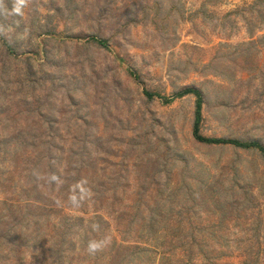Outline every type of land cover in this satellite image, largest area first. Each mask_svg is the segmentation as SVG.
<instances>
[{"label": "rangeland", "instance_id": "rangeland-1", "mask_svg": "<svg viewBox=\"0 0 264 264\" xmlns=\"http://www.w3.org/2000/svg\"><path fill=\"white\" fill-rule=\"evenodd\" d=\"M186 88L264 144V0H0V264H264V158Z\"/></svg>", "mask_w": 264, "mask_h": 264}, {"label": "trees", "instance_id": "trees-1", "mask_svg": "<svg viewBox=\"0 0 264 264\" xmlns=\"http://www.w3.org/2000/svg\"><path fill=\"white\" fill-rule=\"evenodd\" d=\"M85 41L95 42L103 48H106V49L109 48V42L107 40L99 39L95 36L88 37ZM136 79L138 80L139 78H136ZM188 95H194L197 98L193 135L198 142L208 143V144H213V145H221V146H235V147L246 149V150L258 149L264 158V144L259 141H244V140L230 139V138H210V137L204 136L201 133V126H202L203 119H204L203 108L205 104V98L200 90L196 88H186L182 90L181 92H178L177 94L169 98L162 96L161 94L146 92V96L148 98L150 99L159 98L163 100L164 103L166 104L172 103L176 98H182Z\"/></svg>", "mask_w": 264, "mask_h": 264}, {"label": "clouds", "instance_id": "clouds-1", "mask_svg": "<svg viewBox=\"0 0 264 264\" xmlns=\"http://www.w3.org/2000/svg\"><path fill=\"white\" fill-rule=\"evenodd\" d=\"M20 10H21V6H17V7L14 9V11H15L16 13H19ZM74 203H75V201H74ZM98 247H99V245H98L97 243H95V242H90L89 245H88V249H87V250H88V252H89L90 254H94L95 251L98 249Z\"/></svg>", "mask_w": 264, "mask_h": 264}]
</instances>
